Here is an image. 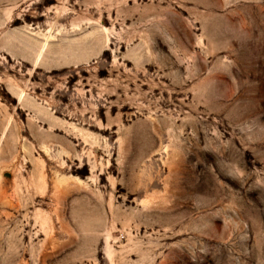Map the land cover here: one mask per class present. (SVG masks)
Returning <instances> with one entry per match:
<instances>
[{
    "label": "rangeland",
    "instance_id": "374dc122",
    "mask_svg": "<svg viewBox=\"0 0 264 264\" xmlns=\"http://www.w3.org/2000/svg\"><path fill=\"white\" fill-rule=\"evenodd\" d=\"M0 264H264V0H0Z\"/></svg>",
    "mask_w": 264,
    "mask_h": 264
},
{
    "label": "bare ground",
    "instance_id": "6f19581e",
    "mask_svg": "<svg viewBox=\"0 0 264 264\" xmlns=\"http://www.w3.org/2000/svg\"><path fill=\"white\" fill-rule=\"evenodd\" d=\"M47 42V41H46ZM45 45V44H44ZM43 48V47H42ZM45 49V48H44ZM41 50H43V49H41ZM41 56H42V52L40 51L39 52V54H38V56H37V59H36V63L39 61V59L41 58ZM22 96H20V98H21Z\"/></svg>",
    "mask_w": 264,
    "mask_h": 264
}]
</instances>
